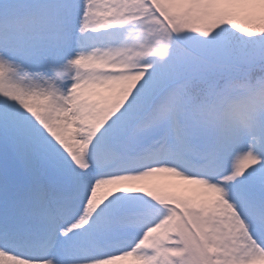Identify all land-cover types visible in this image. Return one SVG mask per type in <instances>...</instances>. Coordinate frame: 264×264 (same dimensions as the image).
Instances as JSON below:
<instances>
[{
  "label": "snow or ice",
  "instance_id": "1",
  "mask_svg": "<svg viewBox=\"0 0 264 264\" xmlns=\"http://www.w3.org/2000/svg\"><path fill=\"white\" fill-rule=\"evenodd\" d=\"M0 264H264V0H0Z\"/></svg>",
  "mask_w": 264,
  "mask_h": 264
}]
</instances>
